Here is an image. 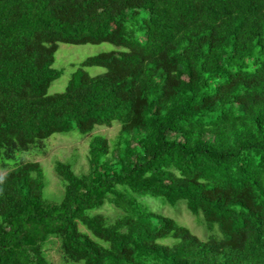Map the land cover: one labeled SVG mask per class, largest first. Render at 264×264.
<instances>
[{
	"label": "trees",
	"instance_id": "16d2710c",
	"mask_svg": "<svg viewBox=\"0 0 264 264\" xmlns=\"http://www.w3.org/2000/svg\"><path fill=\"white\" fill-rule=\"evenodd\" d=\"M104 42L49 92L60 43ZM114 121L60 201L38 161L0 174V264H264V0H0V161Z\"/></svg>",
	"mask_w": 264,
	"mask_h": 264
},
{
	"label": "rangeland",
	"instance_id": "374dc122",
	"mask_svg": "<svg viewBox=\"0 0 264 264\" xmlns=\"http://www.w3.org/2000/svg\"><path fill=\"white\" fill-rule=\"evenodd\" d=\"M115 47L108 42L101 44H85V45H70L60 43L58 51L55 54L54 67L63 69V75L55 80L51 85L49 92L64 91L71 73L76 69L73 65H78L87 57L114 49ZM90 74L95 75L105 71V68L92 66L87 68ZM121 124L119 121H114L111 127L102 125L87 135H83L79 131H71L66 134L56 133L46 141V148L40 152L32 150L30 152L17 154L16 160H1L0 174H4L8 169L14 167L16 161L22 159L38 161L45 175L44 196L52 201H60L62 192L64 191L63 182L55 172V163L57 160L68 162L72 165L76 173H82L88 169V148L91 137L94 134H100L107 137L110 142L117 137ZM152 205L154 210H157L165 215H170L180 223L188 225L193 231L203 237V227L197 222L195 217L188 211L184 202H179L176 205L164 204L159 198L147 196L144 202ZM108 216L114 217L116 210L105 205L102 209ZM52 264H65L58 251V243L55 240L51 241L45 247Z\"/></svg>",
	"mask_w": 264,
	"mask_h": 264
}]
</instances>
